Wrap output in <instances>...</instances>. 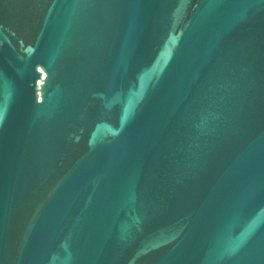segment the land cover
Returning a JSON list of instances; mask_svg holds the SVG:
<instances>
[{"label":"water","instance_id":"95a60500","mask_svg":"<svg viewBox=\"0 0 264 264\" xmlns=\"http://www.w3.org/2000/svg\"><path fill=\"white\" fill-rule=\"evenodd\" d=\"M0 264H264V0H0Z\"/></svg>","mask_w":264,"mask_h":264}]
</instances>
